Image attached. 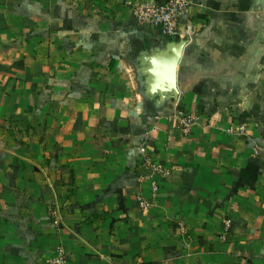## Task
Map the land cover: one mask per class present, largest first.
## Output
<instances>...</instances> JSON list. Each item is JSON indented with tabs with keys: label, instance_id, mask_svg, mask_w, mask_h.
Here are the masks:
<instances>
[{
	"label": "crops",
	"instance_id": "obj_1",
	"mask_svg": "<svg viewBox=\"0 0 264 264\" xmlns=\"http://www.w3.org/2000/svg\"><path fill=\"white\" fill-rule=\"evenodd\" d=\"M140 1L0 0V264H264V0H189L172 38ZM170 41L159 101L143 69Z\"/></svg>",
	"mask_w": 264,
	"mask_h": 264
},
{
	"label": "built area",
	"instance_id": "obj_2",
	"mask_svg": "<svg viewBox=\"0 0 264 264\" xmlns=\"http://www.w3.org/2000/svg\"><path fill=\"white\" fill-rule=\"evenodd\" d=\"M189 7V0H168L164 5H157L152 0H143L131 5V13L138 25L158 31L162 37L172 38L177 36L180 22L188 14ZM174 117L178 130L185 136H189L198 125L199 118L194 113L178 111ZM243 131V127L237 129L239 133ZM254 153H257L255 149ZM142 165L151 172V176L147 178L151 184L152 195H155L158 191L157 179L168 175L169 169L150 157H145ZM141 205L146 208L143 203ZM55 223L57 224L56 221ZM51 264H66L61 248L56 249Z\"/></svg>",
	"mask_w": 264,
	"mask_h": 264
},
{
	"label": "water",
	"instance_id": "obj_3",
	"mask_svg": "<svg viewBox=\"0 0 264 264\" xmlns=\"http://www.w3.org/2000/svg\"><path fill=\"white\" fill-rule=\"evenodd\" d=\"M185 41H170L163 48L152 49L146 67L147 93L157 96L159 101L177 99V69L182 57Z\"/></svg>",
	"mask_w": 264,
	"mask_h": 264
}]
</instances>
